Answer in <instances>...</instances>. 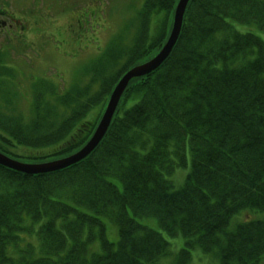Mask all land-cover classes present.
Listing matches in <instances>:
<instances>
[{
	"label": "trees",
	"instance_id": "trees-1",
	"mask_svg": "<svg viewBox=\"0 0 264 264\" xmlns=\"http://www.w3.org/2000/svg\"><path fill=\"white\" fill-rule=\"evenodd\" d=\"M177 2L143 0L125 55L66 92L41 81L28 115L15 106L17 84L0 78V149L52 150L28 160L76 152L93 133L87 114L102 112L126 71L159 52ZM263 32L264 0H191L170 57L129 84L88 158L39 175L0 166V264H155L169 242L143 218L185 237L176 264H189L196 246L215 250L221 264H258L264 220L229 226L242 212H264ZM189 160L175 188L169 176ZM107 221L118 225L117 243Z\"/></svg>",
	"mask_w": 264,
	"mask_h": 264
},
{
	"label": "rangeland",
	"instance_id": "rangeland-1",
	"mask_svg": "<svg viewBox=\"0 0 264 264\" xmlns=\"http://www.w3.org/2000/svg\"><path fill=\"white\" fill-rule=\"evenodd\" d=\"M137 8L138 0H0V64L8 67L3 70L5 73L6 70L12 72L13 68L17 70L13 81L23 95L15 98V106L26 115L30 114L34 101L31 87L42 78L55 83L60 92L81 85L79 79L90 72L86 66L104 57L110 47L116 50L131 43L137 32ZM39 20L44 27L40 26V32H37ZM15 29L22 35L15 34ZM261 35L264 37V32ZM122 63V60L118 61L114 70ZM17 153L32 154L24 149L17 150ZM189 169L179 171L182 180ZM181 183L176 186L180 187ZM262 213L255 212L253 217L264 218ZM244 214L239 219L234 218L229 229H233L238 221H244ZM140 222L160 230L155 218H143ZM161 232L170 241L172 251L162 264H171L184 246V239L182 236L168 238L165 232ZM28 239L39 242L35 236ZM110 239L117 241L118 238L111 232ZM192 256V264H221L215 253H204L201 248H193Z\"/></svg>",
	"mask_w": 264,
	"mask_h": 264
},
{
	"label": "water",
	"instance_id": "water-1",
	"mask_svg": "<svg viewBox=\"0 0 264 264\" xmlns=\"http://www.w3.org/2000/svg\"><path fill=\"white\" fill-rule=\"evenodd\" d=\"M189 1L190 0H180L177 6V9H176L174 24H173L170 37L167 43L165 44V46L163 47V49L161 50V52L151 61L145 64H142L140 66H137L131 71L127 72L123 76V78L119 81V83L117 84L115 90L113 91L111 95V98L109 100L104 116L96 132L94 133V135L92 136L88 144L82 150H80L78 153L72 156H69L67 158L56 160L50 163H44V164H25V163L16 161L14 159H11L8 156L0 152V165H3L5 167H8L10 169L23 172V173L39 174V173L52 172V171L66 168L86 158L96 148V146L100 143V141L106 134L110 126V123L112 121V118L114 116V113L116 111V108L118 106V103L121 99V96L123 92L125 91V89L127 88V86L129 85V83L133 79L143 77L145 75L150 74L154 70H156L167 59V57L172 52L179 38L182 24H183L184 14H185Z\"/></svg>",
	"mask_w": 264,
	"mask_h": 264
}]
</instances>
